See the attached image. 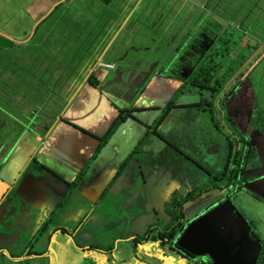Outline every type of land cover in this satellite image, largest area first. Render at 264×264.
Returning a JSON list of instances; mask_svg holds the SVG:
<instances>
[{"label":"crops","instance_id":"obj_1","mask_svg":"<svg viewBox=\"0 0 264 264\" xmlns=\"http://www.w3.org/2000/svg\"><path fill=\"white\" fill-rule=\"evenodd\" d=\"M56 1L0 0V34L3 32L9 39L16 38V43L20 40L27 42L35 31L36 20L47 12L46 16L50 15ZM98 1L99 7L91 8L95 12L94 16L86 12L84 0L69 2H73L82 25L103 19L98 24L99 27L111 28L108 31L111 35L104 52L112 51L118 54L123 49V53L126 54L129 46H135L137 37H140L138 43L141 45L154 44L146 42L147 37L140 35L138 28L144 22L148 24L143 27H150L156 23L167 3L166 0ZM63 2L66 3V7L68 2ZM237 2L238 5H235ZM206 3V12L210 16L220 13L228 3H234L235 8L241 7V3L246 4V1L207 0ZM155 9L157 14L151 15ZM64 10L62 7L53 19L58 20ZM115 25H118L116 30ZM131 30L133 32H130ZM128 35L131 37H127ZM24 37L29 38L24 40ZM107 46L112 49H107ZM157 49L158 47L146 52L153 54ZM208 53L206 52L204 57ZM0 58L7 59L8 55L5 53L3 57L0 55ZM109 58L111 55H107L103 60L107 61ZM165 59L166 50L160 64H163ZM99 60L102 59L99 57L97 62ZM263 61L264 56L259 62L262 69L260 73L256 69L259 63L254 69L242 70L241 67L238 70L248 76L250 86L247 83L244 85H248L250 94L239 93L240 79L238 89L232 93L234 96L231 94L232 97L227 100V103L234 104L232 107L229 106L233 114L238 115L245 107V118L239 122L238 127L243 132L250 131L251 136H254L252 129L256 126L264 131V125L261 123L262 114L255 111L257 107L264 105ZM126 66L128 65L124 64L121 67ZM94 72L99 85L94 86L85 81L78 86L79 91L76 89L74 95L68 93L69 104L66 110H63L64 113L62 112V118L67 122L57 117L46 140L43 139L48 130L45 133L42 131L38 133L31 125L23 124L20 120L22 116L19 119L6 120L10 113L5 109V103L0 100L3 107V110H0V202L7 205L9 201H21L20 204L26 209L27 219L34 227L41 225L46 216L56 208L59 195L66 191L68 185L77 182L75 189L65 197L56 211L59 216L56 219L57 223L40 234V238L46 239L52 235L49 244L50 254L28 257L21 262L0 259V264H264V259L256 258L261 243H257L251 236L259 230L264 231V203L247 193H242L241 198L248 201V204L241 203L237 198H234V203L240 208L239 214L248 228L232 215L234 210L231 200L194 219L192 225L185 229L178 242L186 253L184 257L191 262H187L176 253L170 254L165 243L154 235L141 244L124 240V237L132 234H142L149 225L158 223L157 220L164 221L163 225H169L174 218L172 206L178 197L222 174L230 147L220 139L222 133H216L213 125L209 124L203 114L200 115L192 108L174 111L193 124L188 126V134L180 126L182 119L175 118L172 121L174 117L172 116L163 119L155 132L149 133L141 142L148 126L158 118L162 110L160 108L180 86V81L176 78L169 79L165 74L161 76L153 73L154 76L147 82L148 84L152 81L150 90L148 92L144 90L146 84L137 97L125 98L126 109H130V115L109 134L102 149L96 150L100 143L99 138L104 136L120 110H124L120 108L124 105L120 99H112L113 92L108 95L106 88L100 84L102 81L100 75L106 72L108 74L109 71L96 68ZM177 81L179 84H176ZM169 83L170 91H167ZM158 84H160L158 87L151 89ZM251 86L260 94L257 98L253 97ZM126 91H133V88ZM193 96L185 93L180 95L183 99ZM245 96L250 100L248 101ZM189 102L192 101L189 99ZM29 116H35V113L29 112ZM202 117L203 125L200 124ZM194 125H198V128ZM254 141L258 153L253 150L251 154L258 164L257 169L264 171V154L260 153V138ZM162 143L168 149L163 148ZM184 186L186 187L184 191L172 192ZM10 188L12 190L9 192ZM252 190L257 198L264 200V197L260 196L264 193L263 185L255 183ZM136 192L141 194L138 196L139 200L135 198ZM218 193L221 194L212 189L191 201L185 209L187 217H191L201 207L214 200ZM167 197H170L169 200ZM138 202L148 209L144 215H147L145 221L150 219V224L140 231L133 230L134 233L129 231L123 234V230L127 231L126 227L135 225V218H131V213L135 209L134 205L139 207ZM115 220L120 222L121 229L116 228L118 222ZM57 226L66 229L72 235L75 232V236L83 231L88 240H82V243L74 242V238L63 231L55 230ZM35 231L32 230L34 233ZM214 234L221 241L217 246L210 245L211 236ZM228 237L238 240L242 251L240 257L228 255L230 250L225 245ZM24 242L27 240L22 238L20 244ZM89 242L98 243L102 251L111 250L101 252L79 248V245ZM246 244L252 247L255 244L259 245L249 253V261L243 257V254L247 253ZM56 248L58 251L54 254ZM65 255L70 257L69 260L64 261Z\"/></svg>","mask_w":264,"mask_h":264},{"label":"trees","instance_id":"obj_2","mask_svg":"<svg viewBox=\"0 0 264 264\" xmlns=\"http://www.w3.org/2000/svg\"><path fill=\"white\" fill-rule=\"evenodd\" d=\"M69 1L70 0H67L66 2ZM166 1L167 3L165 7L169 5V9L166 11L164 7L161 12L160 18L157 19L158 21L156 20V23L150 26L152 28L143 27L148 23H142L138 28L140 30V35L147 37L146 42H154V44H157L159 56H157L156 59L159 60V63L162 59V53L160 50L161 48L164 51L166 50V59L164 60L163 64L166 67L170 68L174 63L173 51L171 50L172 45L175 43H179L182 47L184 46L186 59L191 63V66L187 64L186 67L189 70L184 77L185 80L182 81L181 85L178 87L176 93L171 98L167 106L161 110L158 118L153 122V124L151 123L148 126L143 138L140 140L141 142L145 137H147L149 133L155 132V130L159 127V125L167 115V111L173 106L175 101L178 100L176 99L177 96L181 94L182 90L186 86L188 89L195 90V94L192 98L193 101L192 103L189 102L188 105H190L194 111H196V109L199 110V106L201 110H206L205 108L207 106L209 108L208 110L213 109L211 111V117H213L212 124L220 132L221 130H219L220 128L217 126L221 124L220 112L223 111V108L222 105H219L220 102H215L216 104L214 106L213 95L216 91L213 85L217 83V80L225 82L230 77H236L238 74L241 75L242 71H238L241 68L239 65L245 63L248 59V56H245V54L235 57V55H232L235 52L233 51L232 53L228 54L224 62L218 63L219 65L215 64L216 62L211 63L208 66L205 65L204 62L206 61L208 56L215 50L216 45L221 41L222 36L226 31L225 28H219L221 30V33L217 36V33L219 31L218 27L214 26L213 22H210L205 18L201 9L207 6V0ZM171 1L173 2L170 3ZM84 3L86 4V12L90 15L93 14L94 16L95 12L91 8L94 6L99 7V1L84 0ZM204 3H206V5H204ZM65 4V2H62L56 5L52 13L46 16L36 25L33 35L27 40V42L25 41V43L22 40H20L19 43H14L13 41H11V39L9 40L8 37L0 34V55L2 57L4 56V53L12 52L11 49L14 47H21L22 53H25L27 55V60L22 61L21 63L18 60H12V58H0V96L2 98H0V100L3 101V103H5L6 105L13 104L17 105V107H21L24 110L23 114L21 115L23 117V124L25 126L31 125V127L36 130L39 129L40 122H48V120H46V118L42 116L41 113L36 114L34 112L35 116L30 117L28 106L31 105L35 107L37 111L46 106V111L49 114L51 113L53 115V118L56 119L58 117L67 122L64 118H62V112L68 100V93L71 92V94H73L78 86L85 81H88L91 85L94 86H97L99 84L98 80H96L95 72L93 73V71H95L96 69L95 63H97L98 56L90 58L89 54L91 53V49L93 48H100V50L104 49V46L108 45L107 41L111 35V32H108L111 28L99 27L100 25L95 24L96 20H93L90 24L86 22V25L85 23L84 25H82L79 22H75L72 17L69 18L70 22L67 18L61 19V21H64L66 23L58 21L59 19H53V16L62 7L66 9ZM162 4L163 2L158 7V9L162 6ZM183 4L185 5V8H187V10H183ZM241 5L244 9V13L248 15L250 10H252V7H249L248 5L246 6L245 3H241ZM232 12L235 13V10L232 9ZM155 14H157L156 9L152 12L151 15ZM261 14L263 15V18L260 23L257 22V19L251 20L249 23H247V25L241 27L236 33H234V37L236 38L234 41L230 43L229 40H226L223 41L222 44L225 43L228 44L229 47H232L237 44L240 38H242L243 36H248L256 42V46H258V44L260 45L261 43L264 45V9H261ZM102 20L103 19H100L98 21ZM166 21H169V23L166 24ZM116 26L118 25L114 26L115 30L117 29ZM201 28L205 30V34L209 38L217 36L215 44L212 46L206 57L200 54V49L204 51V49L201 47L203 46V37L200 35ZM69 29H78L73 31L74 36L78 35L79 30L84 31V33L79 35L74 42H71ZM211 32H213V34H210ZM104 36H106L105 39ZM66 37H68L67 42H65ZM139 39L140 37H137L134 42V45L136 47L141 46V44L138 43ZM81 44H83L82 49L80 51H77ZM42 48L44 49L42 50ZM36 49H38L39 51L37 52ZM258 51H264V46L262 48L260 47ZM214 52H218V50H215ZM129 53H126L123 56V49H121L118 54L114 53V58L111 57L107 59V61L114 62V64L117 65L119 64L120 67L124 66V64H128L127 61L129 60ZM179 54L181 55V53ZM183 57H185V55ZM237 57L241 58L236 62H231L228 66L226 65L227 62L235 60ZM225 66H227L226 69L222 71ZM220 72H223V74H220ZM236 72L237 74H235ZM245 79L247 80H243L240 82L241 87H243L242 82L249 81L248 78ZM238 82L239 81H237V83ZM232 85L233 83L230 84V87H227L225 89L220 101H223L226 96V100L232 97ZM238 87L239 83L237 84L236 89H238ZM251 91L254 98H257L260 95L256 90H253L252 86ZM206 94V99L201 98L202 95ZM245 98L248 101L250 100L248 96H245ZM182 100L184 99L181 98L180 101ZM211 100L212 105L209 104ZM126 108L127 107H125L124 110H120V113L108 127V130L106 131L104 136L99 138L100 143L106 142L109 134L112 133L128 115H130V109ZM237 108H239V105H237ZM219 109H221V111ZM243 109H245V107ZM213 111H216L215 113L218 114L217 118H214ZM36 119L39 121L38 124ZM50 122L51 120H49V124ZM261 123H264L263 118L261 120ZM253 126L255 125L253 124ZM48 127L43 128L42 126L41 131H47ZM224 128L226 130L223 131V133L226 132L225 140L227 139L226 144L229 145L230 151L222 174L218 177H213L209 183L201 186L194 192L186 195L184 198L176 202L175 221L166 227L161 226V233L163 238H166L167 241L173 240L172 244H174V246L170 248V251L182 250L183 254H186L181 247L175 245V241L178 237L179 232L185 225H187V221L184 219V217H181L180 214L182 206L187 202L194 200L201 194L208 192L210 189L216 187L222 188L223 183L225 184L224 190H226L230 195L237 193L238 191L243 189V185L241 184L242 181L238 177L240 169L243 165L242 163L246 159V151H249L250 153L255 151L256 153H258V149L254 147V145L256 144V141H254V139L260 138V153L264 154V131L262 130V128L256 126L254 129H252L254 136H251L250 134L248 138L247 135L243 132V136L240 137L237 134L238 132H241L240 130H237L238 132L236 133H232L228 128L227 123H225ZM244 134L246 136H244ZM73 185L74 183L71 184V187ZM218 201H220V199H218ZM218 201H216L213 206H216L219 203ZM239 201L241 202L242 200L239 199ZM60 230L69 234L66 229L60 228ZM144 238L145 237H143V239ZM259 250L261 255L263 256L264 243L263 245H260Z\"/></svg>","mask_w":264,"mask_h":264},{"label":"rangeland","instance_id":"obj_3","mask_svg":"<svg viewBox=\"0 0 264 264\" xmlns=\"http://www.w3.org/2000/svg\"><path fill=\"white\" fill-rule=\"evenodd\" d=\"M244 1H247V0H244ZM248 1H250L251 3H253V7H252V10H250V12L248 13V15L246 17L245 24L247 25V23H249L253 19H257V22L260 23V21L263 18V15L261 14V8H264V0H248ZM172 2L173 1H171L170 3H172ZM182 6H183V10H187V8H185V5L184 4ZM67 9H68V12H67ZM168 9H169V5L165 7V10L166 11ZM70 17H72V19L75 22H79L80 23L79 19L77 18V12L74 10L73 2H68L67 3L66 9L64 10L62 16L59 18L58 21L63 22V23H66L64 21H61V19L67 18L69 20V22H70V19H69ZM22 19H23V17H22ZM25 20H26V18H25ZM99 23H100V21L96 20V25H98ZM167 23H169V21H166V24ZM74 30H78V29H69L71 42H74L76 40V38H78L79 35H81V34L84 33V31H80L79 30L78 35L77 36H74L73 35V31ZM133 30H131L130 32H133ZM127 37L130 38L131 36L128 35ZM230 39H232V41H234L236 38L234 37V35H231L230 36ZM11 41H13L14 43H16L17 39L16 38H12ZM67 41H68V37L65 38V42H67ZM82 45L83 44H81L79 46V48H78L77 51H80L82 49ZM156 47H157V44L141 45L139 47L129 46V51L127 52V53L130 52L129 53V56H128V59L129 60L127 61L128 62L127 65L129 67H120L119 68V72H117L118 71V68L117 67L114 68V64L112 62L111 63L113 64V67L109 68L110 70H108L106 68H103V67H100V69H104L106 71H109L108 74H107V72L105 73L106 75L105 74L100 75V76H102V78H101L102 81L100 82V84H102V86L106 88V90L108 91V95L110 94V92H113L112 99L113 98L120 99V102L124 105V107H120V108L127 107V103L125 101V98H130L131 96H133L135 98L136 95H137L136 93L134 95L133 94H129V91H126V89H128V88L130 89V88H133V87H137L136 85H134V82L140 83L142 80L146 82L145 83V85H146L147 82L150 80L149 77L151 75L153 76V73H155L156 75L157 74H160L161 76H163L166 73V75L173 76V78L178 79L180 82L185 80L184 76L182 75V69H181L180 65H176V67L168 68L164 64H160L158 62V60L156 59L157 56H159V53H158L159 50L158 49L153 54H152V52H146L147 50L153 51ZM259 47H260L259 44H258V46H256V42L253 39H251L248 36H243L242 38H240L238 40L237 44H235L232 47H229L228 44H225V43L221 44L220 47H219V49H218V52L211 53L210 54L211 56L209 57L208 61H205L204 64L208 66L209 64L214 63V62H216L215 64L222 63V62H224L226 60L228 54L229 53H232L233 51H235V52L232 55H235V57L238 56V55L240 56L242 54H245V56H249L250 58H253V56L256 54L257 50L259 49ZM106 48L107 49H112V47H110V46H107ZM43 49L44 48H42V50ZM104 49H102V50H100V48H93V49H91V53L89 54L90 58H94L95 56H98V58L100 57L103 60V59H105V57L107 55H111V57L114 58V53L112 51L111 52H104ZM171 50L173 51V54H174V52H177V54L181 53V56H184L186 54L185 53L184 46L182 47L179 43L178 44L177 43L173 44ZM11 51L12 52H7L6 53L8 55V58L9 59L12 58V60H14V59L15 60H18V61H20V63L22 61H26L27 60V55L25 53H22V48L21 47H14V48L11 49ZM36 51L38 52L39 50L36 49ZM245 52H248V53H245ZM124 54L125 53H123L122 55H124ZM200 54H202V56H203L205 54V51H203L202 49H200ZM153 57H154V59H153ZM240 58L241 57H237L235 60H232L230 62H227L226 61L227 62L226 65L228 66L233 61L236 62ZM259 59H261V58H259ZM181 62H182V64H185V65H183V67H185V68H186L187 64L189 66H191V63L188 62V61H186V60H184V59H182ZM227 66H225L222 69V71H224ZM239 66L242 67V70H246V64L245 63H242ZM250 68H251V65L249 66V69ZM256 69H257L258 73H260L262 71V69H261V63H259L256 66ZM132 71L133 72H137V73L135 75H132L131 74ZM220 74H223V72H220ZM235 74H237V72ZM104 75H105V77H104ZM247 77L248 76L245 73H243V71H242L241 75L238 74L236 77H230L225 82H221V80H217V83L213 85V87H214V89L216 91L214 93V95H213V100H214L213 103H214V106L216 104L215 102H220L219 104L222 105L223 101L225 100L224 99L223 101H220V99L222 97V94L224 93V91H225V89L227 87H230V84L231 83H233L232 88H231V90H232L231 91V94H232L235 91V89L237 88V84L240 82L239 79H241V81H242V80H244ZM170 81H172V80H170ZM179 81H177L176 84H179ZM237 81H239V82L237 83ZM151 82L152 81H150L146 85V87L144 88L145 91L148 92V90H150V84H151ZM162 83H163V81H162ZM162 83H160V84H162ZM242 83H243V85H244V83H247L249 85L248 81H244ZM160 84H158L156 86H153L151 89H155ZM247 84H245L243 87H241L239 89V93L240 94H242V95H248V94H250L249 88H247V86H248ZM142 85H143V82L141 83V85L138 86V88L141 87ZM167 91H170V83H169V86H168ZM182 93H185L186 95H194L195 94V90L194 89H188L186 87V88L183 89ZM173 96H171V97H173ZM206 96H207V94H206ZM181 98L182 97H180L179 99H181ZM211 103H212V100L210 101L209 104H211ZM230 103L231 102H228V105L230 107H232L234 104H230ZM68 104L69 103L66 102V105L63 108L64 111L68 107ZM262 106H264V105H262ZM262 106H259L256 109V111L260 115L262 114L261 117L263 118V122H264V107H262ZM4 107L10 113V116H7L6 117V120H12L14 118L19 119L21 117V115L23 114V112H24V110L21 107H17V105H13V104L6 105V104H4ZM198 108L200 109V106ZM207 108H208V106L205 109L207 110ZM28 109L31 112V114H34V112L36 114L41 113L42 116H44L46 118V120H48V122L47 121H42V122L39 123V121L36 119L37 124L39 123L38 133L42 130V126H43V128H47L48 127V124H49V120H51V122L49 124V129L46 132L45 137L43 139V140H46L45 138L50 134L51 131H49V130H51L52 125H53V122H55V118H53V115L51 113L49 114L46 111L47 110V107L46 106L42 107V109L39 110V111H37L36 108L33 107V106H31V105L28 106ZM0 110H3V107L1 105H0ZM135 110H140V108H135ZM64 111H63V113H64ZM235 115H237V114H235ZM231 117H234V115H231ZM173 119H175V117L172 118V121H173ZM20 120L23 121V117ZM232 122H234L236 124L234 127H237L239 129L237 118H235V117L232 118ZM226 123H227L228 128L231 130V132L232 133H236L235 130H234V128H232V126L230 124H228V122H226ZM263 125H264V123H263ZM243 133H245V132H243ZM245 134L247 135V133H245ZM245 134H244V136H246ZM43 136L44 135H42L41 137H43ZM247 137H249V135H247ZM225 138H226V132H224L220 136V139H222V141H224L226 143V140L227 139L225 140ZM231 139H232V137H231ZM104 144H105V142L104 143H99L97 145V147H96V150L100 151L102 149V147L104 146ZM161 146L163 148H167V146L164 143H162ZM184 163H185V161H184ZM211 180H209V182ZM202 185H205V184H202ZM202 185H200L198 187H201ZM185 188L186 187L184 186L181 189H174L172 192L179 193L181 191H184ZM214 189L217 192H221V194L219 196H216L217 198L220 199V201H218L217 199L215 200V201L221 202L220 204H224L225 205L226 203H229L230 200L233 198L232 195H230L226 190H224L225 189V184L224 183L222 185V188H214ZM11 190H12V188L9 189V192ZM210 190H212V189H210ZM216 197H214V199ZM169 198L170 197H167V200H169ZM241 203L248 204V201L242 200ZM188 204H189V202H187L186 204H184L182 206V210L180 212L181 217H184V219L187 221V225H185L181 229V231L179 232L180 234H178V237H177V239L175 241L176 242L175 245H177V246H179L178 240H179L181 234L185 231V229L188 227V225L193 222L194 218L196 216L199 217V214L202 212V210L199 209L195 214L193 213L194 215H192L191 217H187V214L185 212V209H186V207H187ZM141 206L142 205H139V207L137 206L136 209H135V211H134V213L139 212ZM216 207L218 208L219 206H216ZM58 208L59 207H57L55 209V213H54L55 215H53L52 219L50 220V225H52V226H53L54 222L56 221V219L58 218V215L56 214V211L58 210ZM62 209L63 210L65 209L64 206L62 207ZM233 210H234V208H233ZM190 211H192V210H190ZM147 212H148V209H146V206H144V213L147 214ZM233 215H234V213H233ZM146 216L147 215H144V214L139 215V216H136L135 217V225L134 226H130V227L134 231H140L143 228H145L148 224H150V219L147 220V221H145ZM157 221H159L158 222L159 224L162 223V226H164L163 225L164 224V221H162V220H157ZM228 222H229V220H228ZM0 227H1V225H0ZM147 228H146V230H147ZM146 230L143 232L144 234H145ZM129 231H131V230L127 228L126 233L129 232ZM144 234H143V236H144ZM134 235L138 236L137 234H134ZM130 236L124 237V240H131L130 239ZM75 238L78 239L77 236H75ZM138 238H139L138 239V242H141L143 237H139L138 236ZM145 240L147 241L148 239H146V237H145L144 238V241ZM159 240L161 242H164L165 244L168 243L167 239H159ZM211 240H212L210 242V245L211 246H217L218 244L221 243V241L219 240V238L215 234L211 236ZM256 242L260 244V239H256ZM225 245L230 250V253L228 255H230L231 257L237 256V255H238V257H240L242 255V251H241V249L239 247L238 240L232 239V238L228 237L227 240H226V242H225ZM254 247L255 246H253L252 248H254ZM57 251H58V249L56 248L55 251H54V254ZM256 256H257V253H256ZM199 258H200V256H199ZM263 259H264V255L262 256V259L261 260H263ZM53 261H54V259H53Z\"/></svg>","mask_w":264,"mask_h":264},{"label":"flooded vegetation","instance_id":"obj_4","mask_svg":"<svg viewBox=\"0 0 264 264\" xmlns=\"http://www.w3.org/2000/svg\"><path fill=\"white\" fill-rule=\"evenodd\" d=\"M210 34H213V32H211ZM200 35L203 37V46H201L203 49H204V51H205V53L206 52H208V50L206 51V47H207V45L209 44V42H210V40H209V38H208V36L205 34V30L204 29H202L201 28V32H200ZM160 50H161V53H162V55H163V53H164V50L163 49H161L160 48ZM162 55H161V58H162ZM176 56V57H175ZM173 57H174V59H173V61H174V63L171 65V67L170 68H172V67H176V65H180V67H181V69H182V75L185 77V75H186V73H187V71L189 70L187 67L185 68V67H183V65H185V64H182V62H181V60L182 59H184V60H186L187 61V59H186V54H185V57H183V56H181L180 54H177V52H174V54H173ZM118 68V71L117 72H119V68H120V65L118 64H114V68ZM137 72H131V74L132 75H135ZM154 76V75H153ZM152 75L149 77V78H151V77H153ZM165 77H167V78H169V79H171V78H173V76H169V75H166V73H165ZM143 82V85L141 86V87H139L138 88V86L139 85H141V83ZM145 81H141L140 83H138V82H134V85H136L137 87H133V91H130L129 92V94H139L140 93V90L142 91V89L144 88L143 86L145 85ZM181 83H182V81L180 82V85H181ZM187 87V86H186ZM185 87V88H186ZM183 91V90H182ZM232 91V90H231ZM183 93L181 92V94H179L178 96H177V98L176 99H178L179 100V98H180V95H182ZM137 95H136V97H137ZM201 96V95H200ZM203 96V97H202ZM201 96V98H204V99H206V95H202ZM172 98V97H171ZM171 98L170 99H168L167 101H166V103H164V105L160 108V110L161 109H164L166 106H167V104L170 102V100H171ZM189 99H190V101H193V97H188ZM188 98H185L184 100H182V101H178V100H176L175 101V103L173 104V106L167 111V115L165 116V118H168V117H172V116H174L175 118H179V119H182L181 121H182V123L180 124V126H181V128L188 134V130H187V128H188V126H190V125H193L192 123H190L189 122V120L188 119H185V118H183V117H181L179 114H177V113H175L174 111L175 110H183V109H186V108H192L190 105H188L189 104V99ZM227 98V97H226ZM190 103H192V102H190ZM212 105V104H211ZM196 106V105H195ZM222 108H223V111H221V109H219L221 112H220V118H221V124L220 125H218L217 127H219L218 129L219 130H221L220 132L223 134V131H225L226 129L224 128V126H225V123L226 122H228V124H230L231 126H232V128H234V130H235V132H238L237 130H240L241 132H238L237 134L240 136V137H242L243 136V131L239 128H237V127H234L236 124L234 123V122H232V118H237V121H238V125H239V122H241V121H243L244 120V114H245V110L243 109V110H241L240 111V113L238 114V115H235V113L233 114L232 112V110H230L229 109V105H228V103H227V100H225L223 103H222ZM199 109V108H198ZM209 108H207V110H201V109H199V110H197L196 109V111H198V113L200 114V115H202L203 114V117H205V119H207L208 121H209V124L211 123V125H213L212 124V122H213V117H211V115H212V113H211V111L213 110H208ZM214 112V118H217L218 117V114L217 113H215L216 111H213ZM218 112V111H217ZM231 115H234V117H231ZM203 117L201 118V120H200V124L201 125H203ZM164 118V119H165ZM236 121V120H235ZM195 126V128H198L197 126L198 125H194ZM214 127V126H213ZM214 129H215V131H216V133H218L219 131L217 130V128H215L214 127ZM170 131H171V133L173 132L171 129H170ZM46 131H44V133H45ZM246 133V132H245ZM247 133L250 135V131H247ZM44 135V134H43ZM252 153V152H251ZM249 151L247 152L246 151V159H245V161H243V165H242V168L240 169V172H239V179L242 181V185H243V187L244 186H249V185H251V184H253L254 183V181H255V177H257L260 173H263L264 171L263 170H258L257 169V166H258V164H257V162L255 161V158H254V156L251 154ZM39 164V163H38ZM40 166H42L41 164H39ZM43 168H45L44 166H42ZM47 171H50V170H47ZM72 183H74V185L71 187V184ZM76 185H77V182L75 181V182H71L69 185H68V187H67V189H66V191L64 192V193H61L60 195H59V197H58V199H57V204H56V208L57 207H59L63 202H64V200H65V195L67 196L68 194H70L74 189H75V187H76ZM216 188H219V187H216ZM198 189V187H196V188H193V189H191V190H189L188 192H186V193H184V195L183 196H181V197H178V199L175 201V203L173 204V206H172V212H173V215H174V218H173V221L171 222V223H173L174 221H175V219H176V217H175V204H176V202H178L180 199H182V198H184L186 195H188V194H190V193H192V192H194L195 190H197ZM214 189V188H213ZM14 191H16L15 189H14ZM67 193V194H66ZM206 193V192H205ZM242 193H243V190L241 189L240 191H238L237 193H234V194H232V196H233V198L231 199V200H233L234 198H239V199H241L242 200V198H241V195H242ZM141 194L140 193H137L136 192V197L135 198H137V200H139L140 198L138 197V196H140ZM220 195V193H218V195L217 196H219ZM139 198V199H138ZM218 200L219 198H215L214 200H212L210 203H208L207 205H205V206H203V207H201L200 209L202 210V212L199 214V217L202 215V214H204V213H206L207 211H211V210H213L216 206H218L221 202H219L216 206H213L214 204H215V200ZM239 199H238V201H239ZM256 199V198H255ZM230 200V201H231ZM257 201H259L258 199H256ZM139 203V205H142L141 206V208H140V211L139 212H136V213H134V211H135V209H136V207H137V205H134V210H133V212L131 213V218L133 219V218H135L136 216H139V215H142V214H144V204H142L141 202H138ZM232 205H233V207L239 212V208H238V206L233 202L232 203ZM56 208H54L50 213H49V215L48 216H46V218L43 220V222H42V224L39 226V225H37V226H34V227H32V224H30V222L28 221V216H25L24 217V219L28 222V225H27V227H26V230L28 231V232H23V233H20V234H18V238L16 239V241L13 243V245H9L10 244V242L8 241L7 242V245H8V247L7 248H5V249H0V256L2 255V256H4V257H6L7 258V260L9 259V260H13V261H15L16 260V262H21V261H23V260H25L26 258H28V257H36V256H40V255H47V254H50V251H49V244H50V241H52V235L50 234L49 236H48V239H46V238H43V237H41L40 238V234L41 233H43V231H45L48 227H50L51 225H50V220L52 219V217H53V215H54V213H55V209ZM3 213V212H2ZM263 213H264V211H263ZM59 217V216H58ZM196 218H198V216H196L194 219H196ZM58 219V218H57ZM115 222H118L115 226H116V228H120V227H122L121 225H120V222L118 221V220H115ZM157 222H159V221H157ZM41 223V222H40ZM57 222L55 221L54 222V224L53 225H55ZM170 223V224H171ZM250 223H251V225H252V222L250 221ZM49 225V226H48ZM162 223H160V224H158V223H154V224H151L148 228H147V230H146V232H145V234H144V236L143 237H146V239H149V238H151V236L152 235H154V236H157L159 239H166V238H163V236H162V233H161V228L162 227H166V225H164V226H162ZM168 226V225H167ZM60 226H57L56 228H55V230H60ZM126 228H128V229H130L131 231H132V233H134L133 232V229L131 228V227H126ZM62 229V228H61ZM64 229V228H63ZM121 229V228H120ZM32 230H36L35 231V233L34 232H32ZM39 230V231H38ZM62 231V230H61ZM72 231L74 232V229H72ZM64 232V231H63ZM69 232V231H68ZM83 231H80V233H79V235H77V238L78 239H76L75 238V232L73 233V235L69 232V234H67V235H69L71 238H74V242H76V241H78V242H81L82 243V240H88V238H87V236H84L83 234H84V232L82 233ZM34 233V234H33ZM65 233V232H64ZM123 233H126V232H124L123 231ZM32 234H33V236H32ZM71 234V235H70ZM157 234V235H156ZM5 236V235H4ZM251 236L254 238V239H260V243L263 245V243H264V231H261V230H259V231H257V232H254V233H252L251 234ZM6 237V236H5ZM25 239V240H27V242H24L22 245L20 244V241H21V239ZM130 239H131V241H132V243L133 244H141V242H138V236H136V235H134V234H132L131 236H130ZM142 241H143V243L146 241H144V239L142 238ZM173 240H169L168 241V243H167V248L170 250V248H172V246H174V244H172L173 242H172ZM28 243V244H27ZM20 244V245H19ZM79 248H82V249H88V250H94V251H101V252H107V251H110L111 249H103L104 251H102V250H100V249H102V248H100L99 246H98V243H91V242H89V243H87V244H83V245H79ZM177 248V247H176ZM260 249V248H259ZM172 252H174V253H176V254H178L179 256H181V257H184L185 255L183 254V251L182 250H180V251H172ZM64 257V261H67V260H69V256L68 255H65V256H63ZM257 258L258 259H262V255H261V253H260V250L258 251V253H257ZM95 262V261H94Z\"/></svg>","mask_w":264,"mask_h":264},{"label":"clouds","instance_id":"obj_5","mask_svg":"<svg viewBox=\"0 0 264 264\" xmlns=\"http://www.w3.org/2000/svg\"><path fill=\"white\" fill-rule=\"evenodd\" d=\"M63 1H67V0H57L56 2H54V8H55V6L56 5H58L59 3H62ZM58 2V3H57ZM234 2V1H233ZM57 3V4H56ZM233 4L234 3H228V5H226V7L220 12V13H214V14H211L210 16H208L207 15V12H206V8H203V9H201L202 11H203V14H204V16H205V18L208 20V21H210V22H213L214 24V26H216V27H218V29L219 28H225V33L223 34V36H222V39H221V41L216 45V48H215V50H218L219 49V47H220V45L222 44V42L223 41H226V40H229L230 41V43L232 42V39H230V36L231 35H234V33H236L241 27H244L246 24H245V21H246V17H247V15L244 13V9H243V7H242V5H241V7H238V6H236L235 8H234V6H233ZM235 5H238V2L237 3H235ZM249 6V7H253V3H251L250 1H246V6ZM232 9H234L235 10V13H233L232 12ZM261 9H264V8H261ZM40 15V14H39ZM38 15V16H39ZM41 16V15H40ZM39 16V17H40ZM46 17V16H45ZM44 17V18H45ZM43 18V19H44ZM37 21V20H36ZM41 21V20H40ZM39 21V22H40ZM38 22V23H39ZM37 23V24H38ZM220 33H221V30L219 29V31H218V33H217V36L218 35H220ZM217 36H213V38H209V40H210V42H209V44L207 45V47H206V51L208 50V52L210 51V49L212 48V46L215 44V41H216V39H217ZM261 48L264 46V45H262V43L259 45ZM259 47V48H260ZM214 50V51H215ZM213 51V52H214ZM212 52V53H213ZM211 55H209L208 56V58L206 59V61H208V59H209V57H210ZM264 56V51H258L257 50V52H256V54L253 56V58H250L249 56H248V59H247V61L245 62V64H246V70H251V69H254L255 68V66H256V64H258L259 62H260V59L259 58H261V57H263ZM99 61H103V62H107V61H104V60H99ZM251 65V68L249 69V66ZM96 68H100V67H97V63H96ZM104 68V67H103ZM107 69H109V68H107ZM244 80H247V79H244ZM243 81V80H242ZM248 83H249V81H248ZM249 85H250V83H249ZM225 100H226V98H225ZM220 105V104H219ZM244 132H246L247 133V131H244ZM247 135H249L248 133H247ZM248 138V137H247ZM225 143V142H224ZM229 156V155H228ZM228 158V157H227ZM227 162V161H226ZM223 170H224V168H223ZM223 172V171H222ZM211 180V179H210ZM209 181H207V182H205V183H203V184H207ZM255 183H260L261 185H263L264 186V172L263 173H260L257 177H255V181H254V183L253 184H251V185H249V186H244L243 187V193H247V194H250L252 197H254V198H256V199H258V200H260V201H262L263 203H264V200L263 199H261V198H257L255 195H254V191L252 190V188L253 187H255ZM203 186V185H202ZM198 188H200V187H198ZM210 191V190H209ZM202 195V194H201ZM200 195V196H201ZM200 196H198V197H200ZM261 197H264V193H261V195H260ZM198 197H196V198H198ZM195 198V199H196ZM193 201V200H192ZM191 202V201H190ZM189 202V203H190ZM233 202H234V199H233ZM219 205H221V204H219ZM218 205V206H219ZM233 207V206H232ZM234 208V207H233ZM234 211L235 212H237L238 213V215L240 216V214H239V212L234 208ZM180 234V233H179ZM166 245V248H167V244H165ZM178 247H180V246H178ZM167 250H168V252L170 253V254H173L174 252H172V251H170L168 248H167ZM181 257V256H180ZM182 259H184V260H186V261H189L187 258H185V257H181ZM189 262H191V261H189ZM193 263V262H192Z\"/></svg>","mask_w":264,"mask_h":264},{"label":"water","instance_id":"obj_6","mask_svg":"<svg viewBox=\"0 0 264 264\" xmlns=\"http://www.w3.org/2000/svg\"><path fill=\"white\" fill-rule=\"evenodd\" d=\"M47 13H45L42 16H40L37 19V21L35 22L34 25H36L40 20H42L46 16ZM1 33L4 36H6L5 33H3V32H1ZM28 38H26L25 40H27ZM20 202L18 200L17 201L16 200H13V202H10L9 201L7 205H5V203H3V202L0 203V225H1V227H0V249L7 248L8 247V245H7V242L8 241L10 242L9 245H13V243L18 238V234L23 233V232L26 231V227L28 225V222L24 219V217L27 216V214L25 213V210L26 209L24 207H22V204H20ZM21 207H22L21 212L18 215V211H19V209ZM211 211H213V210H211ZM234 215L236 216V218H238V219L241 220V222L243 223L244 226L247 227V224L241 218V216L238 215L237 212H234ZM191 225H192V223H190L188 225V228ZM26 232H28V231H26ZM143 234L144 233L139 234L138 236L139 237H143ZM232 239H236V238H232ZM141 242H143V241H141ZM258 247H259V245H257V244H255V247L254 248H252V246L246 244L247 253L246 254H243V257L249 261V253H251V251L253 249L258 248ZM0 259L2 261L3 259H7V258L1 255L0 256ZM187 262H189V261H187Z\"/></svg>","mask_w":264,"mask_h":264},{"label":"built area","instance_id":"obj_7","mask_svg":"<svg viewBox=\"0 0 264 264\" xmlns=\"http://www.w3.org/2000/svg\"><path fill=\"white\" fill-rule=\"evenodd\" d=\"M97 67L111 68L113 67V64L111 62L98 61Z\"/></svg>","mask_w":264,"mask_h":264}]
</instances>
